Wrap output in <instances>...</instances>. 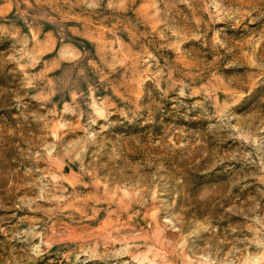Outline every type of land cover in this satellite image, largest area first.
I'll return each instance as SVG.
<instances>
[{
  "label": "rangeland",
  "instance_id": "obj_1",
  "mask_svg": "<svg viewBox=\"0 0 264 264\" xmlns=\"http://www.w3.org/2000/svg\"><path fill=\"white\" fill-rule=\"evenodd\" d=\"M0 264H264V0H0Z\"/></svg>",
  "mask_w": 264,
  "mask_h": 264
}]
</instances>
